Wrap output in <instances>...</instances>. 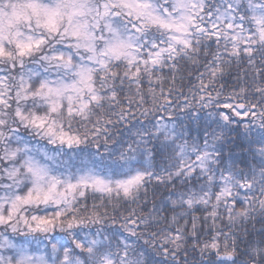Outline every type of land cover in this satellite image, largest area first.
Listing matches in <instances>:
<instances>
[{"label":"snow or ice","instance_id":"snow-or-ice-1","mask_svg":"<svg viewBox=\"0 0 264 264\" xmlns=\"http://www.w3.org/2000/svg\"><path fill=\"white\" fill-rule=\"evenodd\" d=\"M0 264H264V0H0Z\"/></svg>","mask_w":264,"mask_h":264}]
</instances>
